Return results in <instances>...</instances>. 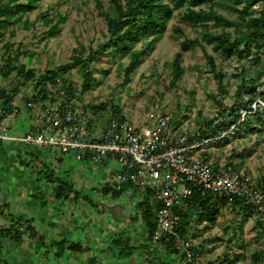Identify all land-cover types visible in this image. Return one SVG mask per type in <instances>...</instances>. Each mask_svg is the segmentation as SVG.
Listing matches in <instances>:
<instances>
[{
  "label": "rangeland",
  "instance_id": "obj_1",
  "mask_svg": "<svg viewBox=\"0 0 264 264\" xmlns=\"http://www.w3.org/2000/svg\"><path fill=\"white\" fill-rule=\"evenodd\" d=\"M28 1L0 0V3L21 5L15 9V15L8 19L7 28L0 36V88L9 92L15 88L14 99L18 100L21 107L15 121L16 127L12 129L15 134H25L34 126L33 118L29 117V111L23 105L31 96L42 95L39 93L38 81L47 71H54L56 83H48V96L41 98L47 99L49 95L53 99L74 97L79 108L91 113L95 136L100 134L106 120L114 112L123 114L138 127L152 126L161 113L169 112L172 115L173 135L185 132L189 140L199 139L203 131L209 133L204 138H213L217 134L212 133L213 129L218 128L228 137L209 142L206 154L217 160L220 167L231 165L248 174L253 185L264 192V106L246 118H234L241 110H247L242 105L250 98L253 100L251 104L257 99L263 101L264 40L258 42L261 45L258 48L253 39L248 40V45L241 39L238 49H243L242 53L234 50L232 54L226 55L216 47L215 42L210 43L203 38L205 30L211 34L229 32L232 35L236 34L235 29L246 30L237 12L227 7L229 2L216 0L214 9L231 21V25L207 20L205 28L183 16L186 5L172 6V15L165 20L160 30L141 31L135 42H126L128 48L109 44L97 59L88 60V54H96L100 45L110 38L101 12L114 14L111 0H99L100 5L96 0H32L34 8H29ZM263 7L264 1L258 2L250 9L251 14L257 16ZM16 17L19 19L16 20ZM53 25L55 27L51 29ZM154 36L158 40L147 46ZM185 38H197L201 46L181 50L180 43ZM137 51L141 52L139 61L126 74L131 53ZM177 53H181V73L172 82V63ZM209 56L213 57L218 72L211 70ZM75 58L81 61L76 63ZM64 65L74 66L67 73H62L59 67ZM21 66L24 72L30 70L34 76L25 80L24 73H18ZM86 72L93 77L88 87L83 84ZM252 88L254 93L251 92ZM17 144L22 148L13 145L14 151L11 154L1 152L0 160L19 162L23 158L27 161L26 167L29 168L31 179H35L33 181L39 185L40 191L47 193V189L50 190L48 173L54 159L42 147ZM62 158H68L67 154H63ZM65 161L59 173H54L55 176L70 180L76 188L82 189L83 196L97 202L93 209L101 207L99 201L103 203L104 200L112 199L109 196L111 192L103 194L105 187L100 182L101 174L94 163L92 167L83 168L79 160H74L75 164H79L75 167L68 166L71 162H67V159ZM115 163L116 173V160ZM53 167L58 169L57 160ZM113 177L108 176V187ZM2 197L0 193V227H5L14 221ZM4 198L13 211L18 209L19 200L14 192L13 195L6 192ZM118 201L129 207L124 209L126 218L119 221L123 231L121 238L125 239L126 234L131 239H147L148 228L145 224L136 225L139 234L135 233L131 225L136 223L131 222V194L122 192ZM46 203H54V198ZM60 204L65 207L68 205L67 201H61ZM210 205L209 211L191 207L182 236L199 252L201 263L264 264L262 256L253 258V254L264 245V235L259 232L258 222L245 216L242 204L234 206L228 198L213 196ZM152 206L155 207V203L152 202ZM211 209H218L212 220L208 216ZM109 215L106 213L102 217L110 220ZM23 224L28 225L26 221ZM35 233L34 230H27L15 245L8 241V248L19 252L15 253L19 264L24 261L21 254L24 257L31 254L35 264H76L77 261H73L75 257L82 260L89 256V251H85L82 254L72 252L74 258L71 259L67 252L58 257L55 254L57 246L51 244V239L35 238ZM8 248L5 247L3 257L8 259L9 264H15L9 261L11 254ZM117 249L114 250L116 256ZM170 250L171 254L164 253L158 258L147 257L149 261L144 257L143 261L135 264H167L174 260L178 264H185L181 258L182 249L178 248V252L174 248ZM237 255L238 259L235 258ZM109 258L107 260L110 262L116 261L112 256Z\"/></svg>",
  "mask_w": 264,
  "mask_h": 264
},
{
  "label": "built area",
  "instance_id": "obj_2",
  "mask_svg": "<svg viewBox=\"0 0 264 264\" xmlns=\"http://www.w3.org/2000/svg\"><path fill=\"white\" fill-rule=\"evenodd\" d=\"M17 101L14 99L8 104L0 101L1 143L58 150L74 155L76 160L87 155L94 164L109 158L116 160L118 171L109 183L110 188L121 191L124 186H132L143 198L151 190L153 201L158 204L150 237L152 243L174 236L189 264H202L199 252L178 235L177 229L182 214L193 207L194 193L237 197L248 208L250 219H264V192L253 185L251 177L231 165L218 166L206 154L209 142L228 137L224 131L218 130L213 138L189 140L185 132L173 135L169 112L161 113L154 125L143 127L114 112L95 136L91 113L79 108L74 97L51 99L49 95L47 99L36 96L25 101L23 108L30 114L33 111L35 123L25 134H15L12 129L21 112ZM262 106L264 101L255 100L251 109L240 111L241 118Z\"/></svg>",
  "mask_w": 264,
  "mask_h": 264
},
{
  "label": "trees",
  "instance_id": "obj_3",
  "mask_svg": "<svg viewBox=\"0 0 264 264\" xmlns=\"http://www.w3.org/2000/svg\"><path fill=\"white\" fill-rule=\"evenodd\" d=\"M228 3L227 7L238 14V18L240 21L244 24L246 27L245 31H241L240 29H235L236 34L232 35L229 32H222L220 34H211L207 30L203 32V38L206 39L208 42H215L216 47L222 51L226 55H230L233 53L234 50H236L238 53H242L243 49H238V46L242 40H245V44L248 45V40L253 39L255 41V45L259 48L261 45L258 43L260 40H264V7L260 9L257 16H253L251 14L250 9L255 6L258 2L264 1V0H226ZM113 5L114 14L111 15L108 11H103L101 14L103 15L106 23H107V32L110 36L108 41L106 43H103L100 45L98 51L96 54L90 53L87 56L88 60H95L98 58V55L102 53V50L109 46V44H113L115 46H126V42H135L137 40V35L141 31H152L156 32L160 30L164 24L165 20L169 18L172 15V6L175 7H183L186 5V8L184 10L183 16L188 18L193 24H200L203 27L206 26V21L211 20L213 23H223L225 25H231L233 24L231 21H229L227 18H225L223 15L217 13L214 9V5L216 0H169V2H165V0H111ZM96 3L100 5L99 0H96ZM27 5L29 8H34V5L32 4V0H29ZM202 8L195 7L202 6ZM240 5V7H237ZM21 5H11L10 2L6 3H0V36L2 35V31L7 28V22L8 19L12 18L15 15V9L19 8ZM16 20L19 19V17L15 18ZM55 25L51 27V29H54ZM24 28H27L26 25H24ZM158 40L157 36H154L150 43L147 44V46L153 45ZM191 46H201L200 40L197 38L189 39L185 38L180 43L181 50H188ZM141 52H133L131 53V57L129 60V63L126 67V74H129L136 66V64L139 61V56ZM180 57L181 53H177L174 56L173 63H172V79L171 81L174 82L181 73V67H180ZM76 63L80 62L81 59L75 58ZM208 62L211 67V70L213 72L216 71V67L214 65V59L213 57H208ZM74 65H64L60 66L59 70L62 73H67V71L73 67ZM18 73L20 75H23L25 80H28L29 78L33 77L34 74L30 70H26L24 72V68L21 66L19 68ZM217 74V73H216ZM55 77L56 72L54 71H47L38 81V85L40 84L39 93L40 97H46L48 96L46 85L48 83L55 84ZM93 77L89 72L85 73L83 84L85 87H88L90 83L92 82ZM15 91L16 89L12 88V91H7L4 88H0V101H2L3 104H8L15 98ZM251 92L254 93V88L251 89ZM39 96L38 94L31 96L36 97ZM53 99V98H51ZM252 98H250L248 101L243 103L244 109H251V103ZM264 101V96H263ZM256 113V112H255ZM240 117V114H237L234 116L235 119H238ZM218 131V128H214L213 132L216 134ZM209 133L203 131L200 135V138L207 137ZM84 158H88L87 155H85ZM19 163L22 165H27V161L20 159ZM29 170V168H28ZM31 172V170H30ZM49 185H51L52 188H54L55 192L53 194L54 200L60 199L58 203L61 201H64L66 198L72 197L74 198L75 194H82V189L76 188L70 180L66 179H60L59 177L55 176L53 169L50 170L48 173ZM126 186L123 187V189ZM264 188V187H263ZM122 189V190H123ZM121 190V191H122ZM111 191V188H106L105 192L109 193ZM121 191H112V195L118 196ZM41 192V191H40ZM86 198L89 199V202H93V200L86 196ZM213 195L207 194L206 196H201L198 193H194L193 195V207L194 208H201L206 211H209L211 208L210 201L212 199ZM224 196H221L220 198H223ZM230 199L234 206L241 205V200L237 197H225ZM67 200V199H66ZM57 202V201H56ZM65 202V201H64ZM45 203L44 198L39 196L38 198V204L42 205ZM52 204V203H51ZM144 208V219L146 221L147 225V237H151L153 228H154V214L155 210L158 208V204L155 203V207L152 205L145 204ZM242 210L244 211L245 216L249 218V210L246 206H241ZM156 208V209H155ZM218 212V209H211V212L208 213V216H210V219L212 220V216ZM14 223H11L5 227H0V264H9L8 259L3 257L4 249L5 247H9L8 241H10L13 245L17 244V242L22 239L23 234L27 230H32V226L23 224L24 221L30 222V218L26 217V214H12ZM188 214L184 213L182 214V220L180 223V226L177 229L178 235L180 237L183 236L184 233V227L186 224L185 219L187 218ZM258 222L259 226V232L264 235V219H261L260 217L254 218ZM33 233V232H32ZM31 234V232L29 233ZM122 237V236H121ZM115 239L114 240V248H118L117 252L121 255L123 254H131L133 251V247L129 244H124L125 239ZM127 240V239H126ZM64 239H55L53 242L51 241L52 245H56L57 249L55 250V254L61 256L63 253L67 252L65 246H64ZM123 242V243H122ZM161 243H164V247L166 248H174L175 252H178V248L181 249L179 246H177L176 238L174 236H170L168 240H165L164 238L160 241ZM124 244V245H123ZM121 245H122V251H121ZM177 248V249H176ZM69 249L71 252H77L82 249V245L79 242H71L69 244ZM124 250V251H123ZM9 254L13 253V257L9 256V261L11 263L19 264V261L16 258L15 253H19L17 251L7 249ZM21 254V253H20ZM69 255V252H67ZM120 255V256H121ZM22 260L23 264H35L32 260L31 254L29 257H24L22 254ZM264 258V245L261 249L256 251L253 254L254 259H258L260 257ZM181 258L183 259L185 264H189L185 261L184 258V252L181 251ZM236 259L239 258V255L235 256ZM165 261V260H164ZM39 264V263H38ZM168 264V263H167ZM218 264V263H217Z\"/></svg>",
  "mask_w": 264,
  "mask_h": 264
},
{
  "label": "crops",
  "instance_id": "obj_4",
  "mask_svg": "<svg viewBox=\"0 0 264 264\" xmlns=\"http://www.w3.org/2000/svg\"><path fill=\"white\" fill-rule=\"evenodd\" d=\"M29 117L32 118V115L30 114ZM15 127L16 124H14V128ZM13 145L22 148L16 142H0V153L5 152L11 154L14 151ZM19 147L16 148L19 149ZM43 149L54 159L51 163L54 173H59L61 166L65 164L66 159L68 160L67 162H71L68 166H79V164L74 163V160L76 159L74 155L70 153ZM63 154H67L68 158H62ZM56 160L58 162L57 170L53 167V163ZM213 160L217 164V160ZM79 161L82 162V165L84 166L83 168L92 167L93 165L96 166V170L101 174L102 181L100 182H102L105 189L108 188L109 185L107 184L110 178L115 174L114 170L116 163L114 159L109 158L100 164H93L88 158ZM217 165L219 166V164ZM108 176H110V178H108ZM33 180L35 179H31L28 168L25 165L20 164L16 160H0V193L3 194L1 199H3L6 208L10 210V213L13 215L16 213L26 214V217L30 218L31 221L27 222V224L32 226V230L37 232L35 233V238H49L52 242L55 239H64V246L67 249L66 251L69 252L70 259L72 257L74 258V256H72L74 253L82 254L85 251H89V256L85 259L79 260V258L75 257V260L73 261H77L76 264H128L127 261L130 262V264H135L139 261H143L144 259L142 258L144 257L145 260L149 261L147 257L154 256L155 258H158V256H161V254L164 253L171 254L170 249H172V247L166 248L163 245L164 243H151L150 238L144 240L136 239L134 237L131 239V236H127L126 234L124 244H129L133 247L131 254L121 255L119 253L116 256L114 253L115 248H111L115 243L114 240L120 239L119 237L123 234V231H121L120 228L121 222L119 221H123L126 218L125 210L129 208L124 205L125 203L122 205V202L118 201L121 193L127 191L131 194V199L133 200L131 206L133 210H130V216L132 215L133 217L131 222L136 221L134 225H131L135 233L139 234L140 230H137L135 227L136 225H146V221L143 217L144 208L146 207L145 204L152 205V202L155 203L151 192L143 198L140 196V192L137 188L126 186L118 196L109 195L112 198L111 200H104L103 203L99 201L101 207L94 209L92 207L96 206L97 202L93 201L91 203L85 195L83 196L81 193H76L74 198L69 197L66 198L67 200H64L68 203L65 207L63 205L64 203H58L61 198L57 200L55 199L52 204H47L46 202L50 201L53 197L55 192L54 188L49 185L48 187L50 190L47 189V193H45V191L40 192L39 185L35 184ZM112 191L113 190L111 189L109 193H106L105 190H102L104 195H108L110 192L112 194ZM6 192H10L12 195L14 192V195L18 198L19 207L16 211H13L9 202L5 200L4 197ZM39 196L43 197L45 200V203L42 205L38 204ZM134 204L135 207L133 206ZM106 213L110 214V220L106 217H102ZM71 242H79L82 245V249L72 253L68 246ZM111 256L116 261L110 262V260H107V258ZM168 264L178 263L174 260Z\"/></svg>",
  "mask_w": 264,
  "mask_h": 264
}]
</instances>
